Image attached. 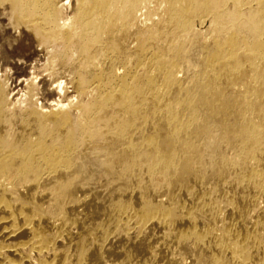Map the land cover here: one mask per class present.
<instances>
[{
	"label": "bare ground",
	"instance_id": "obj_1",
	"mask_svg": "<svg viewBox=\"0 0 264 264\" xmlns=\"http://www.w3.org/2000/svg\"><path fill=\"white\" fill-rule=\"evenodd\" d=\"M0 11V264H264V0Z\"/></svg>",
	"mask_w": 264,
	"mask_h": 264
},
{
	"label": "rangeland",
	"instance_id": "obj_2",
	"mask_svg": "<svg viewBox=\"0 0 264 264\" xmlns=\"http://www.w3.org/2000/svg\"><path fill=\"white\" fill-rule=\"evenodd\" d=\"M68 1H71V0H67V2ZM4 12L5 11H0V13H1L0 14V27L5 32H15L16 33L17 30H14L13 27L10 26L11 22H9L8 19H6L2 16ZM48 57H49V55H48L47 51H45L44 49H41V52H40V49H37V46H33L32 51L27 52L26 56L22 57L20 60H19V57H17V59H15V60L14 59H7V62H5V60L4 61L2 60V56L0 55V73H1L0 75H2V77L6 80V82H8L7 85L9 86L8 87L9 91H11V93L14 91L12 94L14 99L17 98L19 101L23 100L24 99L23 97H25L26 92H27L26 89H27V85L30 82L29 80L35 78V76L37 77L38 74H43V75L45 74V72L42 69H44L43 67H44V64H46ZM38 69H40V70H38ZM36 71H37V73H36ZM31 76H33V77H31ZM39 78H37V81L39 80L37 83H38V85H40V87H42L40 81H42L41 78H43V77L39 76ZM62 81H63V79H62ZM67 91H68V94L69 93L71 94L73 92L69 87H68ZM40 92L42 94H40ZM40 92H39L40 98L41 97L44 98V99L39 98L41 100L40 101L41 104H45L47 101L53 102L54 99H56V101L57 100H59V101L64 100V97L56 96L54 98V96H53V98H52V96L50 95L51 96V98H50V96L45 95L44 91L41 90ZM47 97H49V98H47Z\"/></svg>",
	"mask_w": 264,
	"mask_h": 264
}]
</instances>
